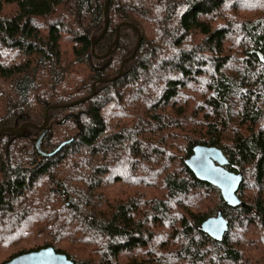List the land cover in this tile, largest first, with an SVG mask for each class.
<instances>
[{"label": "trees", "instance_id": "obj_1", "mask_svg": "<svg viewBox=\"0 0 264 264\" xmlns=\"http://www.w3.org/2000/svg\"><path fill=\"white\" fill-rule=\"evenodd\" d=\"M106 4L0 0V131L27 125L0 137V264L50 247L74 264H264V0H111L94 54ZM123 23L142 41L118 77L138 33L99 57ZM197 145L243 174L242 206L186 166ZM219 211L222 242L201 230Z\"/></svg>", "mask_w": 264, "mask_h": 264}, {"label": "water", "instance_id": "obj_2", "mask_svg": "<svg viewBox=\"0 0 264 264\" xmlns=\"http://www.w3.org/2000/svg\"><path fill=\"white\" fill-rule=\"evenodd\" d=\"M111 0H107L106 9H105V18H106V25L103 33L100 35V37L93 43L92 51L95 54V47L97 43L104 37L106 34L108 27H109V20H108V12L110 8ZM131 27L133 31L138 33L139 40L136 47V50L134 51L133 55L126 59L121 67V71L118 77H120L123 74V70L127 63L134 60L136 57V54L138 53V50L141 45L142 41V34L141 32L133 27L132 25L128 23H123L119 26L117 30V36L115 42L111 45L110 49L108 50V53L102 57V59L107 58L112 50L118 45L120 40V31L122 27ZM259 57L263 59L262 55L259 54ZM117 77V78H118ZM115 80V79H114ZM112 80H102L103 82H110ZM99 83V82H98ZM97 86V83L94 85V91L93 94L85 99H82L80 101L64 105V106H52L48 109L46 120L43 126L37 127L38 129H45L49 122L48 112L51 109L55 108H71L77 105H80L82 103L87 102L92 97L96 95L95 87ZM27 125L21 127L18 130H13L11 128L3 129L0 131V137L4 133H9L13 136H20L24 130V128ZM73 141V140H72ZM71 141V142H72ZM70 143V142H69ZM68 143H64L56 152H59L64 146H66ZM37 147L39 148V142L37 143ZM229 160L221 151V149L211 146H204V145H197L193 149V154L189 159L185 161L186 166L195 174V176L202 182L208 183L211 186H214L220 190L221 195L223 197V200L227 204V206L231 208H238L243 205L241 203V200L238 197L239 188L241 187L244 176L242 173H234L227 169V166L229 165ZM230 228L229 221L226 219V217L223 215L222 211H219L217 216H213L209 219H207L201 226V230L203 233L208 235L213 241L216 242H222L225 238V235L228 233ZM7 264H74L66 255L57 253L53 248H45L37 252L27 253L21 256H18L8 262Z\"/></svg>", "mask_w": 264, "mask_h": 264}, {"label": "rangeland", "instance_id": "obj_3", "mask_svg": "<svg viewBox=\"0 0 264 264\" xmlns=\"http://www.w3.org/2000/svg\"><path fill=\"white\" fill-rule=\"evenodd\" d=\"M110 188H111V186L109 187V189ZM109 191H110V193H113L114 195H119L120 194V189L111 188ZM239 232H240L239 228H235L236 238L240 237V233ZM255 233H257V232H253L250 235L251 239H257V236L255 235Z\"/></svg>", "mask_w": 264, "mask_h": 264}]
</instances>
